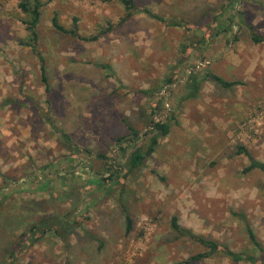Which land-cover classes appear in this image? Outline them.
<instances>
[{
  "label": "rangeland",
  "instance_id": "1",
  "mask_svg": "<svg viewBox=\"0 0 264 264\" xmlns=\"http://www.w3.org/2000/svg\"><path fill=\"white\" fill-rule=\"evenodd\" d=\"M131 2L129 10L122 0H41L44 85L17 0H0V264L43 218L71 224L18 264H183L203 249L177 237L172 217L233 252L254 250L247 224L264 247V173H244L248 158L237 153L243 146L264 162V43L247 27L264 35V0ZM53 17L97 39L62 34ZM212 75L238 84L223 88ZM192 77L196 97L183 99ZM150 116L170 118V132L122 178L115 170L131 142L115 140L128 124L146 142ZM97 174L113 177L96 184ZM187 264L246 263L215 255Z\"/></svg>",
  "mask_w": 264,
  "mask_h": 264
},
{
  "label": "trees",
  "instance_id": "2",
  "mask_svg": "<svg viewBox=\"0 0 264 264\" xmlns=\"http://www.w3.org/2000/svg\"><path fill=\"white\" fill-rule=\"evenodd\" d=\"M102 1H110V0H102ZM125 4L126 9L133 8L131 0H122ZM43 4L41 0H17L16 7L20 13V21L24 25L25 30L28 33V39L30 40V44L27 45L30 47L32 53L36 55L40 60V73H41V81L46 85V75L43 66V59L38 53V30L37 26L41 18V9ZM132 16L131 13H127L120 21L119 24H124L126 21L130 19ZM52 27L65 35L73 36L74 38L84 40V41H95L97 37L91 38H82L77 30H76V22L72 23L71 29L64 28L61 26L57 19L53 17L51 19ZM248 30L250 31L251 39L254 43H264V35H260L255 32L252 26H247ZM212 79L217 82L218 85H221L223 88L230 87L232 85H237L238 82H226L220 77L212 75ZM191 83L194 86H191V89L188 93H186L183 99H192L196 97V93L199 89V82H196V77H192ZM169 81V80H168ZM48 85V84H47ZM45 92L47 97H49L50 89L48 86L45 88ZM25 102L32 103L29 99H25ZM46 104H48V100H46ZM44 117L48 120L49 117L44 115ZM125 122V121H123ZM127 132L126 134L119 136L116 138L115 143L117 146H120L124 141L131 142L129 146V151L126 154V158L124 162H118L116 173H122L123 177H127L129 174L134 173L136 170L143 168L145 165L146 160L154 153L156 146L158 145L159 141L165 138L170 132V118L162 119L156 116H150L146 126V132L142 133L143 136L147 138L146 142L140 141L139 134L140 132L135 129L134 127L125 124ZM55 132L58 134L59 138L63 140V142L73 150H81L76 148L73 144L70 136L65 132L61 131L60 129L53 127ZM127 135V136H126ZM126 136V137H125ZM128 137V139H126ZM120 148V147H119ZM238 154H244L248 158V165L244 168L243 172L248 173L251 171H259L264 173V162L257 161L253 159L247 150L243 146L238 147ZM95 157L99 159H103L104 156L102 154H97ZM108 167V166H107ZM111 167V166H109ZM49 175V174H48ZM97 179L95 180L96 184L100 183V180L103 182L111 181L113 174L109 175L108 178H102V174H97ZM99 178V179H98ZM4 181L7 183H12L13 179L3 176ZM14 183V182H13ZM2 202H0V205ZM26 219V218H25ZM126 222V232L131 230V219L126 214L125 216ZM64 223V224H62ZM71 222L68 220L65 222L64 220H55L51 218H43L38 219L36 222H32L29 224L28 229L26 231L21 232L17 235L16 239L11 243L10 250L7 255L6 261L3 264H18L19 256L30 249L34 244L40 241L45 234L53 233L59 234L60 230L65 228V225L70 227ZM171 229L175 232L177 237L180 236H187L190 240L197 242L201 247L202 251L187 258L183 262V264H187L193 261L202 260L205 258H209L215 255H220L222 257L229 258L232 262L235 263H246V264H264V247L256 241L253 232L251 231L250 227L246 224V232L248 235V240L254 250L251 251H240V252H233L224 244H220L216 241L207 240L202 236L195 235L189 230L183 229L178 223L176 217H172L170 221ZM176 237V238H177ZM68 264V263H66Z\"/></svg>",
  "mask_w": 264,
  "mask_h": 264
}]
</instances>
